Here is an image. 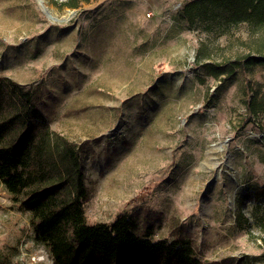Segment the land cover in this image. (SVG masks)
Returning <instances> with one entry per match:
<instances>
[{
  "label": "rangeland",
  "instance_id": "1",
  "mask_svg": "<svg viewBox=\"0 0 264 264\" xmlns=\"http://www.w3.org/2000/svg\"><path fill=\"white\" fill-rule=\"evenodd\" d=\"M64 1L0 0V76L41 86L50 129L80 147L88 224L126 213L204 263L264 264L245 197L264 185V115L244 105L264 91V63L219 79L199 67L241 59L257 35L189 28L188 0ZM0 264H53L1 184Z\"/></svg>",
  "mask_w": 264,
  "mask_h": 264
},
{
  "label": "trees",
  "instance_id": "2",
  "mask_svg": "<svg viewBox=\"0 0 264 264\" xmlns=\"http://www.w3.org/2000/svg\"><path fill=\"white\" fill-rule=\"evenodd\" d=\"M88 2L65 0L58 6L77 9ZM181 18L189 28L217 29L221 36L245 26L252 37H258L257 50L241 59L200 63L204 75L232 77L237 70L245 73L264 63V0H188ZM41 102V86L26 88L0 76V184L14 203L29 213L34 239L53 264H209L197 257L187 239L153 241V226L139 235L136 219L126 213L111 223L88 224L82 151L50 129ZM244 105L249 118L264 115V91L247 95ZM245 197L252 203V219L264 231V185L248 186ZM242 203L235 218L239 227L247 222Z\"/></svg>",
  "mask_w": 264,
  "mask_h": 264
},
{
  "label": "bare ground",
  "instance_id": "3",
  "mask_svg": "<svg viewBox=\"0 0 264 264\" xmlns=\"http://www.w3.org/2000/svg\"><path fill=\"white\" fill-rule=\"evenodd\" d=\"M43 7V5H41ZM44 8V7H43Z\"/></svg>",
  "mask_w": 264,
  "mask_h": 264
}]
</instances>
